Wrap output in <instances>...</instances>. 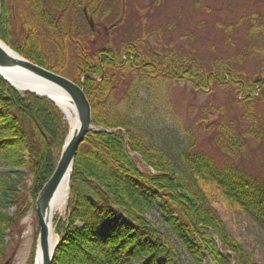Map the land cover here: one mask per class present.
<instances>
[{
    "label": "trees",
    "instance_id": "obj_1",
    "mask_svg": "<svg viewBox=\"0 0 264 264\" xmlns=\"http://www.w3.org/2000/svg\"><path fill=\"white\" fill-rule=\"evenodd\" d=\"M11 1L0 0V40L32 64L81 86L92 125L101 129L88 133L78 147L65 216L53 224L58 246L52 264H203L204 258L211 264H259L228 231L212 198L219 194L264 227V179L243 175L234 166L217 169L192 151L190 130L168 132L159 121L135 111L158 101V95L163 98L180 81L208 89L227 78L235 91L253 100L264 77L238 83L226 63L220 73H206L177 56L156 55L151 61L133 44L123 46L126 56L121 57L87 24H80V9L90 4L82 0H21V11H28L33 21L30 25L22 11L23 32L16 36L9 32ZM94 4L87 13L94 12ZM40 30L52 47L48 52L39 42ZM250 33L256 44L246 50L261 55L264 18ZM127 77L131 82L117 99L114 92ZM160 107L169 109V104ZM219 129L236 149V136L228 128ZM68 131L52 103L19 94L0 77V169L8 171L0 175V263L6 238L30 205L23 195L28 191L35 200L55 170ZM219 148L232 154L223 143ZM10 209L12 215L6 213ZM155 211L158 216L151 221Z\"/></svg>",
    "mask_w": 264,
    "mask_h": 264
},
{
    "label": "rangeland",
    "instance_id": "obj_2",
    "mask_svg": "<svg viewBox=\"0 0 264 264\" xmlns=\"http://www.w3.org/2000/svg\"><path fill=\"white\" fill-rule=\"evenodd\" d=\"M82 1L85 4H94L95 1L97 5L92 7L94 12L87 13V19L80 18V24L88 25V20L91 21L93 32L100 34L98 39L121 57L126 56L122 53L123 46L133 44L141 48L151 61L156 55L158 59L177 56L181 61H193L206 73H220L221 64L226 63L236 73L238 83L264 77V52L260 55L246 50H254L256 41L248 33L251 28L261 26L264 0ZM11 2L14 10L9 32L18 36L23 32L19 14L28 11H21V0ZM90 4L80 10L86 9L87 12ZM27 14L25 17L31 25L32 16ZM41 31L38 39L48 52L52 47ZM14 41L17 43L18 37ZM130 80L131 77H127L119 82L114 92L117 99L123 96ZM157 100L146 108L138 107L135 113L151 116L168 132L190 130L194 139L192 151L213 161L217 169L234 166L243 175L264 179V85L255 91L252 100L250 95L235 91L227 78L223 84H213L208 89H196L191 82L180 81L172 83L164 97L158 95ZM163 102L169 104V109L160 107ZM219 127L228 128L236 136V149L230 148L227 136ZM220 143L226 152L232 154L220 152ZM4 174L8 171L0 169V175ZM25 181L29 189L31 181L28 178ZM23 196L30 205L6 238V253L0 264H33L39 232L35 214L37 196L34 201L28 191ZM212 206L238 243L253 255L257 263L264 264V227L256 218L248 211L229 206L216 193ZM65 210L66 207L53 214V230L54 221H63ZM13 211L10 209L6 213L12 215ZM157 216L155 211L149 219L154 221ZM203 264L211 262L204 258Z\"/></svg>",
    "mask_w": 264,
    "mask_h": 264
},
{
    "label": "water",
    "instance_id": "obj_3",
    "mask_svg": "<svg viewBox=\"0 0 264 264\" xmlns=\"http://www.w3.org/2000/svg\"><path fill=\"white\" fill-rule=\"evenodd\" d=\"M88 24L91 26V21H88ZM8 49L9 48L0 41V70L19 71L18 73L22 76L23 80L28 81L29 86L48 85L52 87L55 91L65 95L75 108V127H71L70 123L67 122L70 131L62 147L55 170L48 181L43 185L35 200V214L39 226L36 249L40 251V264H52L58 241H56L54 246L51 247L49 237L52 219L48 216L49 203L65 177H67L69 184L74 159L78 147L83 142L84 137L88 133L96 132L100 129H96L92 125L90 104L81 86L60 74L32 64L14 51L10 52V49ZM0 77L19 94L29 93L40 99H45L52 103L62 113L60 108L54 102V99L56 98L52 97L54 95L51 93H38L37 91L30 89L27 85L18 88L1 73ZM55 237L57 239V236Z\"/></svg>",
    "mask_w": 264,
    "mask_h": 264
},
{
    "label": "bare ground",
    "instance_id": "obj_4",
    "mask_svg": "<svg viewBox=\"0 0 264 264\" xmlns=\"http://www.w3.org/2000/svg\"><path fill=\"white\" fill-rule=\"evenodd\" d=\"M9 50V49H8ZM12 52L11 50H9ZM17 70H0V73L5 76L13 85L16 87H22L27 85L30 89H33L37 91L38 93H51L52 97L56 98L54 99L55 104L60 108V110L63 113L64 119L70 123L71 127H75L76 124V114H75V108L70 103L68 98L63 95L62 93H59L55 91L52 87L48 85H30L28 84L27 80H23L22 76L18 73ZM68 199V180L67 177L64 178V180L59 185L58 189L56 190L55 194L53 195L50 203H49V209H48V216L52 219V216L55 212L63 211L66 207ZM57 241L56 237L54 236L52 226L50 227V237L49 242L51 247L54 246L55 242ZM34 264H40V251L36 249L35 251V257H34Z\"/></svg>",
    "mask_w": 264,
    "mask_h": 264
},
{
    "label": "flooded vegetation",
    "instance_id": "obj_5",
    "mask_svg": "<svg viewBox=\"0 0 264 264\" xmlns=\"http://www.w3.org/2000/svg\"><path fill=\"white\" fill-rule=\"evenodd\" d=\"M85 7V6H84ZM86 10V9H83ZM84 13V12H83ZM92 31H95L94 28H91ZM95 35L97 36V38H99L98 36L100 35L99 33H95ZM106 35V34H105Z\"/></svg>",
    "mask_w": 264,
    "mask_h": 264
}]
</instances>
